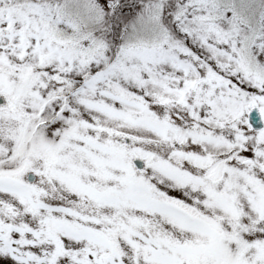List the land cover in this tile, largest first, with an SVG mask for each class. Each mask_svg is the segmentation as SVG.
Wrapping results in <instances>:
<instances>
[{"label":"snow or ice","instance_id":"obj_1","mask_svg":"<svg viewBox=\"0 0 264 264\" xmlns=\"http://www.w3.org/2000/svg\"><path fill=\"white\" fill-rule=\"evenodd\" d=\"M0 264H264V0H0Z\"/></svg>","mask_w":264,"mask_h":264}]
</instances>
